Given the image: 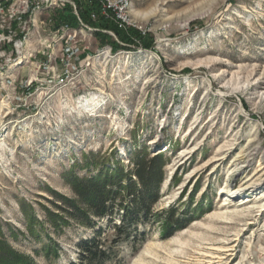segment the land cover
Masks as SVG:
<instances>
[{
	"label": "rangeland",
	"instance_id": "obj_1",
	"mask_svg": "<svg viewBox=\"0 0 264 264\" xmlns=\"http://www.w3.org/2000/svg\"><path fill=\"white\" fill-rule=\"evenodd\" d=\"M0 1L15 14L0 44V244L76 262L90 231L56 196L80 204L68 181L86 165L126 175L160 154L158 199L139 243L115 246L120 264H264V0H129L143 39L115 51L80 21L55 26L65 4L78 16L71 0Z\"/></svg>",
	"mask_w": 264,
	"mask_h": 264
},
{
	"label": "trees",
	"instance_id": "obj_2",
	"mask_svg": "<svg viewBox=\"0 0 264 264\" xmlns=\"http://www.w3.org/2000/svg\"><path fill=\"white\" fill-rule=\"evenodd\" d=\"M71 1L75 5L78 16L72 13L71 5L65 4L62 10L54 11L56 27L66 24L77 28L80 21L88 27L99 29V32L94 33L96 42L101 46L109 44L114 51L128 49L129 45H133L132 38L134 40L143 39L138 31L131 28L121 30L111 19L102 16L100 14L101 0ZM92 14L95 16L94 19H92ZM102 31L112 32L118 43ZM145 48H148L147 44ZM89 155L93 157L94 154ZM135 156L140 155L137 153ZM163 165L164 161L160 154L151 159L137 158L131 163V170L126 175L123 174L122 168L111 169L102 165L96 170L97 166L95 168V166L86 165L84 168L96 173L84 177L83 180L72 178L68 181L80 204H75L59 195L56 198L67 206L66 212L75 221L73 229L86 228L90 231L88 236L77 240L75 248L79 251L76 262L68 264L121 263L115 246L121 241L137 243L139 238H142L143 234L139 233L138 229L143 226L147 215L150 214L158 199V190L163 180L161 173ZM54 206L57 211L64 210L60 205L54 204ZM174 215V211L170 210V222L174 220ZM57 217L56 213H50L47 221L55 224ZM116 218L119 222H116ZM96 219L104 220L106 226L96 228ZM107 230L113 233L111 240L102 238V233ZM37 244L41 246L40 250L44 253L46 261L59 259L56 243L49 245L40 238ZM0 264H33V262L28 257L25 258L10 251L4 244H0Z\"/></svg>",
	"mask_w": 264,
	"mask_h": 264
},
{
	"label": "built area",
	"instance_id": "obj_3",
	"mask_svg": "<svg viewBox=\"0 0 264 264\" xmlns=\"http://www.w3.org/2000/svg\"><path fill=\"white\" fill-rule=\"evenodd\" d=\"M4 2L0 1V44H4L5 40L12 37V34L14 33L11 30V25L7 24L8 19L7 17H9L10 19H14L15 18V14L12 12V8L7 9V7L5 6V4H3ZM129 6V0H101V12L100 14H102V16L111 19L115 26L119 29H123V30H127L128 28L132 27L135 28V26L132 24V22H130L129 16L126 13L127 7ZM95 16L94 14H92V19H94ZM88 29L92 32L94 31H98V29H89L86 28L85 26L81 25V29ZM140 29V28H139ZM69 31V29L66 27V29L62 30V34L64 35L65 32ZM60 33V32H58ZM57 35L55 36H58ZM105 33H109L110 35H113V33H111L110 31L105 32ZM15 36V35H14ZM62 40L64 39L61 38ZM10 42V40L8 41V43ZM65 46L63 48V55H62V59H65L66 61L70 62L73 60L74 55H76V51L77 48L75 49V46H70V44L68 43H64ZM15 48L17 51L20 52V50H22V41H19L17 43H15ZM51 46V45H50ZM22 53V52H21ZM19 53V56L20 54ZM18 54V53H17ZM18 57V56H17ZM18 59V58H16ZM11 60L12 62L15 61ZM3 66L0 67V71H3Z\"/></svg>",
	"mask_w": 264,
	"mask_h": 264
},
{
	"label": "bare ground",
	"instance_id": "obj_4",
	"mask_svg": "<svg viewBox=\"0 0 264 264\" xmlns=\"http://www.w3.org/2000/svg\"><path fill=\"white\" fill-rule=\"evenodd\" d=\"M22 56H23V55H22ZM18 60H19V59H18ZM80 97H81V96H80ZM93 100H94V99H93ZM93 100H92V101H93ZM99 105H100V104H99ZM157 135H158V134H157ZM227 199H228V198H227Z\"/></svg>",
	"mask_w": 264,
	"mask_h": 264
}]
</instances>
